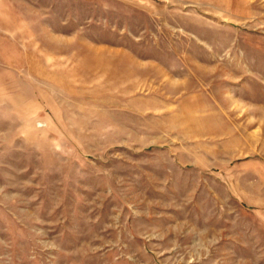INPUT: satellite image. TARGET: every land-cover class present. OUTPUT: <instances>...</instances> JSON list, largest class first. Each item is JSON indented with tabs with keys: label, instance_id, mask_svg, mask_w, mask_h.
<instances>
[{
	"label": "rangeland",
	"instance_id": "obj_1",
	"mask_svg": "<svg viewBox=\"0 0 264 264\" xmlns=\"http://www.w3.org/2000/svg\"><path fill=\"white\" fill-rule=\"evenodd\" d=\"M0 264H264V0H0Z\"/></svg>",
	"mask_w": 264,
	"mask_h": 264
}]
</instances>
